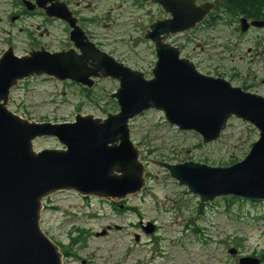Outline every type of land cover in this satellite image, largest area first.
Wrapping results in <instances>:
<instances>
[{"label": "water", "instance_id": "1", "mask_svg": "<svg viewBox=\"0 0 264 264\" xmlns=\"http://www.w3.org/2000/svg\"><path fill=\"white\" fill-rule=\"evenodd\" d=\"M152 29L159 32L158 26ZM156 53L151 79L105 58L95 67L103 78L118 83L110 96L117 114H107L105 119L76 115L73 122L58 124L29 122L9 111L10 90L33 75L91 89L96 74L82 63H59L72 60L71 54L51 56L44 65L0 61V264H62L59 247L40 229L42 202L50 195L69 191L120 202L142 191L145 169L130 139L129 123L149 111L160 112L179 131L195 133L203 144L218 141L231 119L253 126L257 142L243 160L230 166L149 162L167 170L202 204L225 197L264 202V98L223 79L197 74L178 60L177 50L157 44ZM47 138L64 149L35 152L34 142ZM154 232L151 223L143 228L146 235ZM229 254L237 251L231 249ZM238 264L262 263L259 258L240 256Z\"/></svg>", "mask_w": 264, "mask_h": 264}, {"label": "rangeland", "instance_id": "2", "mask_svg": "<svg viewBox=\"0 0 264 264\" xmlns=\"http://www.w3.org/2000/svg\"><path fill=\"white\" fill-rule=\"evenodd\" d=\"M236 36L220 30L206 32L203 37L209 47L205 53L199 50L193 53L209 55V60L201 65L203 70L213 71L220 64L229 72H237L234 86L249 81L258 84L264 76V56L255 58L248 54L249 44L226 48L224 43L232 42ZM261 37L256 39L258 45L264 43ZM201 38L202 35H197V39ZM138 51L141 59L147 58L142 46ZM130 52L129 48L117 49L118 55ZM187 53H192L189 46L184 54ZM131 68L144 72L150 66ZM248 71L257 81L245 79ZM117 89L118 83L112 80H102L90 91L54 80L34 81L13 91L7 108L33 123H70L76 115L105 119L107 114L119 111L115 100L110 98ZM255 92L262 95L264 91ZM129 129L145 169L142 191L116 202L132 209L130 212L119 214L118 206L112 202L69 191L55 193L43 201L40 228L49 240L66 248L73 238L81 237L72 250L76 258H63L62 264H238V255L261 256L264 202L225 197L202 204L199 197L172 179L167 170L150 163L230 166L243 160L257 142L259 135L253 126L231 119L218 141L203 144L195 133L179 131L167 124L160 112L149 111L131 120ZM33 149L40 152L64 148L57 140L47 138L36 140ZM139 220L144 226L151 223L157 227L155 236L141 230L140 240L135 241L134 235L139 232L131 227ZM114 225L127 228L117 232ZM108 227L113 229L105 236H96ZM236 240L239 244H235ZM231 249L237 254L230 255Z\"/></svg>", "mask_w": 264, "mask_h": 264}, {"label": "flooded vegetation", "instance_id": "3", "mask_svg": "<svg viewBox=\"0 0 264 264\" xmlns=\"http://www.w3.org/2000/svg\"><path fill=\"white\" fill-rule=\"evenodd\" d=\"M190 24L194 26L185 29ZM153 26H158L159 32H155ZM182 27L184 30L180 31ZM175 30L178 32L174 33ZM213 30L237 35L232 42L224 43L226 48L232 45L237 49L249 44L248 54L255 58L264 56V43H255L257 37L264 39V0H0V61L16 66L44 65L50 63L51 56L71 54L72 60L59 63H82L96 74L94 86L88 89L71 81L59 83L90 91L98 82L111 80L103 78L95 69L104 58L151 79L158 61L157 44H160L167 50H177L178 60L191 65L197 74L223 79L237 87L233 84L238 79L237 72H229L220 64L213 71L203 70L201 65L209 60V55L193 53L195 50L205 53L209 42L203 34ZM197 35L202 38L197 39ZM141 46L147 58L141 59V51H138ZM188 46L192 53L184 54ZM119 48H129L131 52L118 55ZM136 65H149L150 68L144 72L131 68ZM244 76L257 81L250 71ZM46 80L58 82L47 75H33L17 81L10 95L26 83ZM238 88L260 95L255 90L264 91V76L258 84L243 82ZM260 96L264 97V92ZM122 205L114 203L118 206L117 213L131 211ZM146 226L139 220L131 227L139 232V240ZM113 227L117 232L127 228ZM113 227H108L107 233ZM156 233L157 227L152 235ZM58 244L61 252L68 250L71 255L65 260L76 258L77 254L72 252L76 244L71 247L70 243L66 248ZM257 257L264 263L261 256Z\"/></svg>", "mask_w": 264, "mask_h": 264}, {"label": "trees", "instance_id": "4", "mask_svg": "<svg viewBox=\"0 0 264 264\" xmlns=\"http://www.w3.org/2000/svg\"><path fill=\"white\" fill-rule=\"evenodd\" d=\"M230 199H233V198H230ZM233 200H235V199H233ZM130 210H132V209H130ZM80 238H81V237H79V238H73V239L71 240V245H70V246L72 247L74 244L78 243L79 240H80ZM240 241H242V240H240ZM238 242H239V241L236 240V241H235V244H239ZM62 253H64V255H63L64 258H69V257L71 256V255L68 254V253H69L68 250H65V252H62ZM65 253H66V254H65ZM74 257H76V255H75ZM261 257L264 259V251L261 253Z\"/></svg>", "mask_w": 264, "mask_h": 264}]
</instances>
